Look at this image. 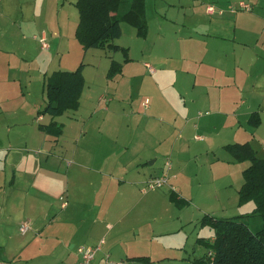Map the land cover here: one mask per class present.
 I'll list each match as a JSON object with an SVG mask.
<instances>
[{"label":"rangeland","instance_id":"1","mask_svg":"<svg viewBox=\"0 0 264 264\" xmlns=\"http://www.w3.org/2000/svg\"><path fill=\"white\" fill-rule=\"evenodd\" d=\"M171 1L147 0L146 38L138 37L134 27L127 21L121 22L123 32L114 40V44L128 48V54L122 48L117 50L87 48L92 50H88L86 54L87 49L75 37L79 20L76 7L73 8L75 11L66 7L58 10L55 9V1H51L47 22L44 21V15L40 16L39 12L28 14V11L18 9L13 14V18L23 14L25 21L31 20L33 23L42 24L34 31H24L26 39L20 38L16 43V53L12 57L13 67L0 76V93L7 85L8 90L1 94L4 98L10 96L8 105L1 104L0 115L12 126L15 141L20 140L19 133H27L28 138L32 133L37 135L38 122H46L49 118L48 114L42 120L36 118V110L43 108L47 101L44 91L45 74L50 77L56 72L53 70L72 71L83 63L86 74L81 97L83 106L81 105V109L66 110L62 115L55 117L57 122L64 124V130L58 139L50 138L54 141V146L43 145L45 149L37 151L41 145L35 140L34 147L29 151L36 165L47 166L46 158L55 155L53 162L58 170V177L64 182H78L73 188L76 199H71L69 203V199L62 193L60 196L68 200V205L61 208L64 200L59 194L54 197L52 194L48 195L52 198L50 199L46 193L35 189L32 194L34 201L32 206L38 208V215L42 208H45L44 215L47 216L44 223L38 221V226L50 222L54 213H74L79 210L80 214L88 215L89 219L99 215L101 210L90 202L97 203V197L105 195V192L98 193L99 191L93 188L91 193L83 194L82 191L80 192L81 184L99 180L100 173L95 172L94 167L130 163L135 155L139 157L138 148L140 144H144L141 157L143 163L140 167H144L148 173L158 172L168 160L172 167L171 172L177 174L176 181L184 185L186 194L192 195V197H184L192 201L181 208L183 210L170 204L167 200L169 185L142 192L141 188L147 177L136 183L126 184L121 195L129 197L130 200L121 208H124L123 212L130 225V238L135 237L137 241L133 245L137 249L135 252L137 254L146 252L149 245L143 244V239L149 240L158 234L156 244L160 246V254L167 246L177 248L170 254L178 259L168 262L169 264H209L207 260L200 258L208 250L199 240L210 239L213 233L209 227L201 226L203 213L199 215L197 206L221 207V215H219L221 218H230L239 214L238 189L243 182L242 170L250 164L249 161H234L224 149V145L238 142L236 140L251 141L257 156L264 158V88L255 92L252 81L258 77L264 80V44L262 41L257 44L253 42L252 33L248 37L242 35L244 31L242 23H251L253 33L263 30L264 36V0H199L193 6H182L178 2L175 6H171ZM240 1L250 4L252 11L240 8ZM208 5L213 6L214 12H207ZM72 6L74 7V4ZM221 9L223 12L219 13ZM63 19L67 23H64ZM192 23H209L210 30L214 32H221L218 23H237L230 27L232 34L236 27L235 34L243 36L241 42L249 44L244 46L242 63L248 58L254 69L249 77H239L241 80V84L238 83L239 87L235 85H231L230 88L223 87L222 82L229 80L214 75L212 68L220 66L221 61L212 54L209 55L210 58L204 59L202 64L199 61L191 62L188 65L189 72L184 71L182 60L173 55V51L177 53L180 50L176 39L189 36L190 33L203 37L205 33L204 30L192 29L195 25ZM42 31L46 33V42L49 44L46 49L41 48L39 41ZM160 32L163 39H160ZM214 32L208 34H216ZM166 37L173 39V45H170L171 41L164 40ZM25 50L26 55H22L21 52ZM127 56L131 60L122 74L112 79L106 78L105 74L110 63L115 61L123 64ZM145 63L152 67L154 72H150V68ZM195 74L198 76H194ZM212 75L214 76L211 77ZM217 80L221 81V113L225 114L229 109L231 113H235L232 120L221 114V134H216L217 129H214V126L217 127V124L213 122L216 103L220 100V91H218L220 88L211 89L206 86ZM203 95H207L208 101L201 103ZM86 101L94 102V108L84 107ZM158 103L169 106L176 113L183 112L185 107V111H189L191 117L183 120L178 117L170 122L152 117L153 106ZM106 107L110 110L111 122L108 124L104 114ZM252 111H258L261 117L258 130L246 122L248 114ZM82 133H86L87 137L107 135L108 139L104 140L107 150L101 148L98 155H95L88 148H79L77 140ZM197 136L202 139L198 140ZM215 158L221 159V175L215 173L214 183L211 186L207 177L210 173L208 163ZM152 160L155 163L150 167L149 161ZM197 170H199L197 173L199 178L194 177ZM128 173L129 171L118 175L114 173V176L127 178ZM182 174L190 177L191 181L187 182L189 179ZM198 181L204 183L202 188L197 186ZM1 188L0 183V190ZM214 189L221 190L220 201L212 199L209 195ZM174 190L177 194L182 193L177 185ZM0 196H2L1 191ZM36 198H40V203H37ZM80 198L87 200L86 204L81 202ZM152 198L156 199L158 205L160 203V210L149 211L143 207L142 202L147 203L148 199ZM5 199H7V208L12 210V207L16 206L15 202L12 203L8 195ZM253 205L255 206L254 202ZM32 206H28L27 201V213L32 212ZM20 218L22 221L19 225L23 220L30 222L31 225L30 216L21 215ZM256 219L255 222L260 224V220ZM157 220H160V224ZM252 223L253 219H251L253 227ZM90 224L83 218L75 223L68 221L66 225L61 224L57 228L66 235V239L62 241L64 243H60L59 253L60 257H64V263L77 264L79 261L77 248L91 244L87 238H84ZM19 225L18 232L22 234ZM48 238L53 240L52 235ZM72 244L74 248H71ZM4 256L7 258L8 255ZM60 261L53 262L62 264ZM107 263L113 264L111 261ZM21 264H37V262L33 258Z\"/></svg>","mask_w":264,"mask_h":264},{"label":"crops","instance_id":"2","mask_svg":"<svg viewBox=\"0 0 264 264\" xmlns=\"http://www.w3.org/2000/svg\"><path fill=\"white\" fill-rule=\"evenodd\" d=\"M51 1H55V5H56L55 9L58 10L64 9L65 7L69 9L72 8L71 10H74L73 8L76 7L74 4L75 0H66V1L64 0L63 1L0 0V59H1L0 76H2L7 71L9 72V69L13 67L12 57L16 53V43L19 41L20 38L26 39V35L24 34V31L27 32L34 31L38 29L37 28L38 25L42 24V23H33L31 20L25 21V16L23 14H21L17 18H13L14 17L13 14L17 12L18 9L19 11L26 10L28 11V14H30L31 12L34 13L39 12L40 16L44 15V21L47 22L49 18L48 13H49V5ZM198 1L199 0H187V1L172 0L170 5L175 6V4L178 2L182 4V6L184 5L193 6ZM72 4H74V7L72 6ZM146 8H147V0H144L145 18L147 16ZM252 9L253 8L251 6V10L249 11H252ZM222 12H223L222 9L219 10V13ZM64 23H67V21L64 20ZM122 24L123 23H120L121 34L123 32ZM128 24L131 25L130 23ZM192 24H195L192 29L197 28L200 30H204L205 33L203 34V37H197L190 33L189 36H181L176 39V41L180 45V50L177 53L173 51V55L178 56L182 60L183 65L185 67L184 71L186 73L189 72L188 65H190L191 62L199 61L200 64H202L204 59H206L207 57L210 58L209 55L212 54L213 57H216L219 61H221L220 66L218 67L214 66L212 68L214 75L218 76L220 79L225 78L229 80V82H222L224 83L223 87L230 88L231 85L233 86L235 85L239 87L240 85H238V83L241 84V80L239 77H249V75L252 74L251 71L254 70L252 69L253 64L250 62V59L246 58V62L242 63V59L244 58L243 56V52H244L243 50L245 49L244 46H247L249 44L247 42L243 44V42H241V39H243L242 38L243 36L248 37L249 34L252 33L251 39L253 42L257 44V42L262 41V43L264 44L263 30L261 31L257 30L256 33L254 34L253 25L251 23H242L244 25V31L242 32L243 36H237L235 34L236 27L233 29L234 34H232L230 29L232 25H237V23H218L221 32H214L213 30H210L209 23H192ZM211 31L216 34H208ZM42 32H43L42 36L46 38V33L44 31ZM161 33L162 32L159 33V36L160 39H163ZM136 35L138 37L146 38L148 35V30L146 31L144 36H139L137 32ZM164 36H166V34ZM164 40L171 41L170 45H173L174 43L172 38L166 37L164 38ZM211 46H214V48H211ZM120 48L123 49L124 47H120ZM101 49L102 48H100V50ZM88 50H92V49L85 50L86 54ZM126 50L128 54L129 52L128 48H126ZM21 53L22 55H26V50ZM127 58L128 60L124 59L123 64L120 63L121 72L116 74L115 76L121 75L125 66L129 64L131 59L129 56H127ZM110 66L111 63L106 71L105 74L106 78H108L107 72ZM59 70L62 71V69L53 70V71H59ZM82 73L84 76V86H85L86 74H85L84 65L82 67ZM214 75H212L211 77H213ZM7 76L9 75L7 74ZM194 76L197 77L198 75L195 74ZM48 77L49 75L45 74L46 80L44 83V91ZM252 81H254L253 90L255 92H258L260 89L264 88V80H262L260 77ZM195 84L196 82H194V85ZM206 86H209V88L211 89H215L217 87L220 88V90H218L220 91V96H219L220 100L216 103L217 108H216L215 119L213 122L217 124V127L214 126V129L215 128L217 129L216 134H221V114L223 115V117L228 119L231 118L232 120L233 118L232 116H234L235 113H231L230 109L228 110V112H225V114L221 113V81L220 80H217L212 84L209 83ZM8 88L9 87L6 85V87L1 89V93L3 91L6 92ZM83 90L84 87L82 89L79 98L78 106L77 108H75V110L78 108L81 109V107L83 106V102L81 104V97ZM1 93H0V110H1V104L8 105L10 100L9 99L10 96H6L4 98L3 94ZM100 98L103 99V97L101 96ZM207 101H208L207 95H203V98L200 100V102L204 103ZM90 106L94 108L93 107L94 102L86 101L84 103V107H90ZM183 108H184L183 112L176 113L169 106L162 105V103H158L153 106L152 117H158L159 119H162L165 122L176 120L178 117L181 118L182 120L191 117L189 115V111H185V107ZM63 113L57 116H60ZM252 113H257L259 115L258 111L250 112L246 118V122L249 124H250L249 119ZM104 114L107 117L106 124H108L109 122H111L109 116L110 115L109 107L105 108ZM45 116H47V114L37 116L36 118L42 120L45 118ZM55 117L56 116L52 117L49 115V118L46 122H42V123L38 122V124L36 125V128L38 130L36 133L37 135H33L34 133H32L31 134L32 136L28 138L29 135L27 133L25 132L19 133L21 138L19 141H15L12 135V130H13L12 126H10V123L7 122L6 118H3L0 115V183L2 185V188L0 190L2 192V196H0V264H15L16 262H17L16 264H21L27 261H31V259L33 258L36 259L37 264H55L53 261H58V260H61L60 262L62 264H66L64 263V257L62 258L59 255L61 249L60 243L61 244L64 243L62 241L66 239V235L61 231H59L57 228L61 224L66 225L68 221L75 223L83 218H85V220L91 223L87 232L84 234V238H87L88 242L91 243L88 246L91 245L94 246L100 241V239H104V243L101 249L95 253L94 258L90 264H108L107 261H111L113 263L116 262L114 260L121 261L122 264H169L168 262L174 259H178L176 256H172V254H170L173 249H177L172 246H167V248L165 247V249L162 250L163 253L161 254L159 253L160 246L156 244L158 234L152 236L149 240L143 239L142 243L149 245V248L146 252H143V254H137L135 252L137 250L136 247H133V245L137 243V241L135 240V237L130 238V225L128 223L126 215L123 212L124 208H121L124 204H128V201L130 200L129 197L121 195L126 184L136 183L139 180H141L143 177L148 178L150 176L160 175L165 170V163L164 166L161 167V169L158 172L148 173L146 172V170H144V167H140V165H142L143 163L141 157L143 156V150L145 148L144 144H140L138 148L137 152L139 154V157L135 155L131 159L130 163L122 164L120 166L106 165V166L94 167L95 172L100 173L98 174L99 180L97 182L89 181L88 183L84 182L81 184L80 192L82 191L83 194L91 193L93 188L97 189V191H99L98 193L105 192V195H99L97 197L98 198L97 203L90 202L94 205L96 204L98 209L101 210V213L99 215H96L95 217H91V219H89L90 217H88V215L85 216L80 214L79 210L75 211L74 213H70V212H63V214L54 213L53 219H51L50 222H47L48 227L47 224H43V226H38V221L39 223L40 222L44 223L46 221L45 219H47V216L44 215L45 208H42L41 213L38 215V208H34L32 206L34 203L32 194L35 189L43 191L44 193L47 194V197L50 199L52 198L49 197L48 195L52 194L54 197L57 194H59L60 196L62 193H64L66 198L69 199V203L71 199L73 200L76 199L73 188L75 187V185L78 184V182H74V183L64 182L60 179V177H58V170L53 162L55 158L54 154H52L51 156L49 155L46 158V162L48 164L47 166H43L42 164L36 165L34 163L35 159L29 153L30 149L34 147L35 140H37L39 142V145H41L40 148L37 150L40 151L45 149L43 148V145H50V147L54 146L55 143L50 138L56 140L59 138L61 134H63L64 124L57 122V120H55ZM259 118H260V123L257 126H254L256 130H258L261 124L260 115ZM51 122H55L56 124L61 125L60 135L54 136L48 134L42 131L41 129H39L38 127L39 124L49 125ZM13 125H17V123H13ZM107 139L108 136L104 134L101 136L97 135V136L87 137L86 133H82L80 134L77 140V146L79 148L81 147L88 148L92 153L98 155V151L101 150V148H105L107 150L106 148L107 146L104 145V140ZM200 139L202 138H198V140ZM236 141H238V143L249 142L245 140L244 141L236 140ZM249 143L253 147L251 141ZM154 163H155L154 160L149 161V166L152 167ZM208 166L210 172L207 174V177H209L208 183H211V186H213L215 173L218 174L219 176L221 175V159L215 158L212 162L208 163ZM171 170L172 167H170L168 171L170 176L168 179V185L172 186L173 189H175V185H177L180 188L182 195L177 194L176 191L175 194L177 195V198L185 200L186 204L183 206H179L173 200L171 201L169 198L170 192L167 195L168 198L167 200L173 206L181 209L189 205L190 201H192L191 199L189 200L185 197H192V195L186 194L185 191L187 190L185 189L184 185L176 181L177 174L172 173ZM127 171H129V173L126 174L127 178H120L119 176L115 178L114 176V173H117L118 175V173L124 172L125 174L127 173ZM198 171L199 170L195 172L194 177L199 178L197 175ZM183 176L189 179V181L187 182L191 181L190 177H187L185 175ZM203 184H204L203 182L198 181L197 186L199 188H202ZM211 186L209 187L212 188ZM97 191H95V193H97ZM7 195L11 199L12 203L15 202L16 204V206L12 207V210H9L7 208L8 198L5 199ZM209 195H211V198L215 199L216 201L221 200L220 189L212 190L211 192H209ZM36 197L38 196L36 195ZM27 201H28V206L29 205L32 206L31 213H27V207H26ZM36 201L37 203H40V198H36ZM80 201L85 204L87 202V200H84L83 198H80ZM142 204L143 207L145 209H148L149 211L155 209L160 210L161 208L160 203L158 205V203H156L155 198L148 199L147 203L142 202ZM198 204L199 203H197V205ZM52 205H53V201H52ZM254 207L255 206L253 205L252 201L246 202L242 205L238 204V209L240 213L237 215L250 213L254 209ZM61 208H65V207H62L61 205ZM197 209L198 212L200 213L199 215L203 213L202 216L207 214L221 218V216H219L221 215V207L208 208L205 206L198 205ZM21 215L30 216L31 219V225L29 222V228L30 226L31 228L28 229L27 232L24 233V235L18 232V225L22 221V218H20ZM153 219H156V217H153ZM148 222H150V220H148ZM157 222L160 224V220H157ZM36 224L38 227H35ZM201 226H207V225L201 224ZM42 233L46 237L43 236ZM49 235H52L53 240L51 238H48ZM213 238H214V233L210 237V239L203 238L199 241L205 244L206 240L212 241ZM74 247L75 246L72 244L71 248ZM207 250L209 251L208 248ZM206 253H204L200 258L205 259L204 256ZM4 255H8L7 258H5ZM140 257H146L148 258V261L144 259H137Z\"/></svg>","mask_w":264,"mask_h":264},{"label":"trees","instance_id":"3","mask_svg":"<svg viewBox=\"0 0 264 264\" xmlns=\"http://www.w3.org/2000/svg\"><path fill=\"white\" fill-rule=\"evenodd\" d=\"M74 4L79 13L75 37L85 49H119L114 40L121 36L122 21L134 26L139 36H144L147 31L144 0H75ZM122 50L127 51L126 48ZM83 65L81 63L72 71H56L48 77L45 85L47 101L43 108L37 110V116L48 114L54 117L69 108H77L84 87ZM120 72L121 64L112 61L107 77L113 78ZM249 122L257 126L260 123L259 115L252 113ZM38 127L54 136L61 134V125L55 122L39 124ZM224 148L235 161H249L250 164L242 171L243 182L238 189V204L253 201L255 207L250 213L230 218L203 215L201 224L207 225L214 233L212 241H205L209 251L204 258L210 264H264V158L257 156L249 142L229 143ZM170 188V200L179 206L185 205L186 201L177 198L175 190L172 186ZM256 218L260 224L255 222ZM137 259L148 261L146 257ZM116 263L122 264L121 261L113 262Z\"/></svg>","mask_w":264,"mask_h":264},{"label":"built area","instance_id":"4","mask_svg":"<svg viewBox=\"0 0 264 264\" xmlns=\"http://www.w3.org/2000/svg\"><path fill=\"white\" fill-rule=\"evenodd\" d=\"M239 6L242 9H245L247 11L251 10V5L248 3H245L244 1H240L239 2ZM207 11L209 13H212L214 11L213 6L208 5L207 6ZM40 43H41V47L42 48H47L48 47V43L46 42V38L45 37H41L39 39ZM146 66H148L150 68V72H154V69L152 67H150L147 63ZM147 101V100H146ZM148 102H146L145 104L147 105ZM197 138H200L199 136H197ZM171 167L170 162L167 160L165 162V170L162 174L160 175H156V176H150L147 178V180L145 181L144 186L141 188L142 192H146L149 190H154L156 188H160L164 185H168V179H169V169ZM173 188V187H172ZM61 199L64 200V197H60ZM67 204V200H64L62 202V207H65ZM29 229V222L28 221H23L20 225H19V231L24 234L25 232H27V230ZM104 243V239H100V241L94 245V246H79L77 248V252L79 254V262L78 264H90V262L93 260L95 253L101 249L102 245ZM212 256V255H210ZM210 264V262H208ZM116 264H120V263H116Z\"/></svg>","mask_w":264,"mask_h":264}]
</instances>
